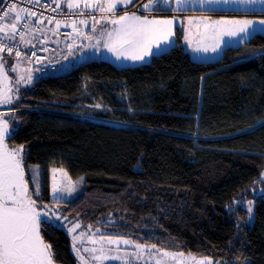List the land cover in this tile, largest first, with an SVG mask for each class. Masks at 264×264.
<instances>
[{
	"label": "trees",
	"instance_id": "16d2710c",
	"mask_svg": "<svg viewBox=\"0 0 264 264\" xmlns=\"http://www.w3.org/2000/svg\"><path fill=\"white\" fill-rule=\"evenodd\" d=\"M174 33L147 63L89 60L40 76L8 111L6 143L40 166L38 204L82 226L220 264H264V196L251 190L264 191V34L199 62ZM52 167L82 177V191L53 200ZM42 235L56 263L76 264L65 229Z\"/></svg>",
	"mask_w": 264,
	"mask_h": 264
},
{
	"label": "snow or ice",
	"instance_id": "6c2138e0",
	"mask_svg": "<svg viewBox=\"0 0 264 264\" xmlns=\"http://www.w3.org/2000/svg\"><path fill=\"white\" fill-rule=\"evenodd\" d=\"M23 2V0H21ZM56 4V8L61 7V3H66L67 8L74 14L77 9H92L101 13L100 19H96L92 12L87 15L93 20L92 29L96 31V25H102L100 37L105 38L103 47L109 52L115 54L116 59H131L133 61H143L146 57L152 56L155 52L162 51L165 45L171 44L174 37V29L179 22V16L171 18H157L155 15H142L137 11L129 12L127 8L134 6L136 0H52ZM229 2H238L241 4H262L264 0H147L146 3H141L138 11L144 13H156L167 11L169 13H183L189 9L193 3L203 5L213 4H228ZM30 3L37 6L40 5V0H30ZM174 5V6H173ZM45 7H48L45 5ZM56 8H51V11H56ZM122 11L123 14H118ZM21 13H24L22 16ZM11 15V20L7 25V30L3 24H0V34H3L8 40L16 41L19 35V42L35 47L31 44L30 39H26L28 32L36 31L43 32V13L40 17L37 12L31 11V8L20 7L17 3L8 5L7 10L0 15V22L8 20ZM33 17L36 19L33 24L23 23V30H20L21 21L29 20ZM190 25L187 33L184 35V40L189 46L193 45V35L198 36L192 50L196 52H216L220 49L225 37L239 38L237 42L247 41L253 34L264 32V19H218L213 20L210 17H201L200 23L196 24V32L193 33L191 25L194 18L188 17ZM48 23H55L56 29H59L63 21L54 18L48 19ZM77 23L86 25L87 20H72L71 27L76 36H84V33L77 27ZM112 27L109 30L107 25ZM259 25V27H257ZM65 26H68L65 24ZM53 31V29H48ZM88 39L93 37L88 36ZM211 41V43H205ZM100 46V40L94 47ZM72 45L69 44V49ZM42 51L45 49H41ZM7 51L9 56L13 53L19 60L22 56L21 52L12 46H8L0 40V54ZM31 62V57L36 56V52H31L29 56L24 54ZM67 59V57H65ZM38 63H43V60L37 57ZM6 65L3 57L0 56V105H12L16 101L13 98V88L5 84L9 80L5 70ZM13 72L17 71V67H12ZM40 71V69H37ZM34 76L31 70H28L26 75H21L15 80L17 86L24 84L32 85ZM19 91V87L15 89ZM18 99V97H17ZM99 108L101 105H95ZM264 126V122H261ZM15 132V126H9V118L0 115V264H55V254L52 245L44 239L42 231L46 232L48 227L53 229L63 228L67 217L49 213L44 209L47 207L43 204H38L43 187L42 170L39 165L25 164L24 146L9 147L6 139ZM57 174L60 180H57ZM67 172L63 167L53 169V182L51 192L53 199L59 202L63 199V193H71L75 191L74 185L71 183L64 184L63 178L67 177ZM31 185V186H30ZM247 212L249 220L252 219V201L248 202ZM42 226H44L42 228ZM79 222H74L67 228L69 233H75L76 229L80 228ZM91 228V226H89ZM99 231V230H97ZM85 233H80L79 236H73L72 248L81 264H88L83 253H89L90 257L95 262L105 260H119L121 264H136L137 261L143 258V253H155L158 257L155 264H169V261L175 262L182 260L183 253H174L161 251L155 245L146 246L135 244L134 252H125L121 255H109L104 253V246L131 245L133 241L123 239V237H109L106 241L102 240L101 247L83 248L78 246L77 241L83 243L82 237ZM96 244V241H92ZM99 254L97 255L96 253ZM194 264H220L219 261H211L209 258H203L199 261L193 258ZM145 264H151V259L146 260Z\"/></svg>",
	"mask_w": 264,
	"mask_h": 264
},
{
	"label": "rangeland",
	"instance_id": "374dc122",
	"mask_svg": "<svg viewBox=\"0 0 264 264\" xmlns=\"http://www.w3.org/2000/svg\"><path fill=\"white\" fill-rule=\"evenodd\" d=\"M240 4L241 3H238V2H235V3L229 2V5H231V6L240 5ZM213 5H227V4L221 3V4H213ZM242 5L251 6V7L252 6H254V7H264V5L259 4V3H257V4H242ZM204 6L205 5H203V7ZM189 7H202V6L200 4H198V3H193ZM168 13L169 12H167V11H161L160 13L155 14V15H157L156 16L157 18H161V19H163V18H171L172 16L178 15L179 16V22L177 23L176 27H179L180 29H182L186 33H187V31H188V29L190 27L187 18L188 17H193L194 20H193V23L191 25V30H192L193 33L196 32V24L200 23V18L201 17L190 16V14H188L187 12H183L182 14H177L175 12H172V13H169L170 15H160V14H168ZM260 15H264V13H260ZM260 19H264V17H258L255 20H260ZM111 27L112 26L110 24L107 25V28L109 30L111 29ZM257 27H259V25H257ZM100 30L101 29L98 28L94 32V34L95 35H99L97 33H100ZM174 31H175V29H174ZM259 33L264 34V32H259ZM90 40H91L90 43H87L86 45H83L82 49H81V52L83 54H85V56H86V59L84 61H89V60H108V61L114 63L117 66H128V65H138V64H141V63H147L151 59V56H149V57H146L143 61H133L131 59H120V60H117L114 53L109 52L108 50L102 51L99 47H94V45L97 44V37H93ZM192 40H193V45L191 46L190 49H192L193 46H195V43H196L197 40H199V37L193 35ZM205 43H208V41H205ZM173 44H174V37L172 39V43L171 44L165 45L164 48L162 49V51L155 52L154 55L160 54V53L170 49L173 46ZM72 47L78 48L79 47V43H76ZM221 56H222V50H220V49H218L216 52H213V51H211V49H209L208 52H196V51H194V53H193V57L195 58L194 60L195 61H199V62L213 61V60H216V59L220 58ZM13 58H15V57H13ZM13 58L4 61L5 65H6L5 70L7 72L8 77H10L9 80L5 81V84L7 86L13 88V98H14V100L16 102L14 104H12V105H0V115H4L5 117H7V113L10 110V108L13 107L17 103V100L19 99V96H20V91L24 87L31 86V85L26 86L24 84H21V85L17 86L15 84V80L18 79L21 75H26L28 69H27V67L23 66L25 63H24L23 60H21V62H20V64H22V65H20L21 67L17 66V71L13 72L11 69L14 66L10 62H12L14 60H17V59H13ZM79 59H81V54L78 55L77 60H79ZM72 64H73V59H68L66 62H63L61 64V66H60V69L58 71H55L54 73H56V74H66L67 72H69L72 69ZM15 67H16V65H15ZM33 76H34V79H35V74L34 73H33ZM35 81L33 80V83ZM17 87H19V91L18 92L15 91V89ZM17 97H18V99H17ZM6 109H8V110H6ZM108 122L109 123H114V122H111V121H108ZM9 126L11 128L10 121H9ZM28 165H37V164H28ZM262 180L264 182V171L262 172ZM69 183L70 182H64V184H69ZM72 185H74L75 191H73L71 193H68V192L63 193L62 194L63 195V199L62 200L71 199V198L75 197L78 193H80L82 191L83 178L80 177V178L76 179L75 182H72ZM251 190H252L253 194H255V195L256 194H261V195L264 196V191L262 189H260L259 187L258 188L257 187H255V188L252 187ZM249 201H252L253 212H252V219L251 220H249V214L247 215V222L251 223L253 218H254V202H253V198H248V199L244 200L243 201V205L246 208H248V202ZM44 205L47 206L44 210L49 212L50 214L51 213H55L56 215H62V216L67 217V221L64 222V227H63V229H65L66 231H67V228L69 226H71L74 222H79L80 223L81 227L76 229L75 233H69L67 231V233L69 234L70 239H71V249H72V251H73V248H72L73 236H79L80 233H82V232L85 233V235L82 237L83 243H81L79 240L77 241V244H78L79 247H81V250H83V248H92V247L100 248L101 247V243L100 242L102 240L106 241L109 237H113V238L123 237V239H129V240L134 242V244H131V245H123V244L119 245V251H117V246H115V245H112V246L105 245L104 246V253L112 255V256L121 255L123 257L125 252H134L135 251V244H142V245H146V246L155 245V244L146 242L144 240L135 239L132 236L109 235V234L105 233L107 231L105 228H100L98 226H92V225L82 226V224H81V222L79 220H76L74 218L71 219L69 216L65 215L64 212H63V209L60 206L51 205V204H44ZM89 226H91V228H89ZM97 230H99V231H97ZM92 241H96L97 243L93 244ZM155 246H156L157 249H160L161 251H168V252H174V253H183L182 260H177L175 262L169 261V264H194L193 258H195V260H197V261H199V260H201L203 258H208V257H204V256H197L194 253H190V252L189 253H185V252H181V251H177V250H172V249H168V248H164V247H159L157 245H155ZM73 253H74L75 257H76V264H81V261L78 259V257L76 256L74 251H73ZM82 254L84 255L85 259L88 260V264H93V261H92L89 253H83V251H82ZM96 254L98 255L99 252L96 253ZM142 255H143V258L140 259L139 261H137L136 264H145V261L149 260V259H151V264H155V260L158 258L155 253L149 254V253L145 252ZM55 264H58V263L55 262ZM95 264H121V261H119V260H105V261H102V262L97 261V262H95Z\"/></svg>",
	"mask_w": 264,
	"mask_h": 264
},
{
	"label": "crops",
	"instance_id": "0c3cea01",
	"mask_svg": "<svg viewBox=\"0 0 264 264\" xmlns=\"http://www.w3.org/2000/svg\"><path fill=\"white\" fill-rule=\"evenodd\" d=\"M64 5H66V3H64ZM118 12H119L118 14H121V15L123 14L122 11H118ZM186 12L188 14H190V16H195V17L207 16L213 20H218V19H245V18L255 20L258 17H264V15H260V13H264V7H254V6L251 7V6H246V5H242V4L231 6V5H229V3L227 5H205L204 7L203 6L202 7H189V9ZM179 14H182V13H179ZM11 15L12 14H10L8 20H5L4 26H5L6 30H7V25L11 20ZM142 15H144V14H142ZM160 15H170V14L168 13V14H160ZM155 16H157V15H155ZM35 19H36V17H33L28 24H33V21ZM91 25H92V23L87 22L86 25L77 24V27L80 29V31H83L86 27H89ZM42 27L44 28L43 32L36 31L34 29L33 31L28 32L26 34V39H30L31 44L34 45L35 47L40 45V43L42 42V39L48 35L49 30H48V27L46 26L44 21H43ZM98 28L101 29L102 25H96V29H98ZM94 32L95 31H93V29L91 27L84 34V36H81L78 39L79 47L78 48L72 47L71 49H69V47L65 44L63 38L56 36V35L52 36L53 42L56 45V50L52 54V57L54 59H57L59 62V66H58L57 71L60 69L61 64L63 62H66L68 59H73L72 67L76 66L77 64H79L80 62H82L86 59V56H85V54H83L81 52V49H82L83 45L90 43L91 40L87 38L88 36L97 37V40H100L99 48L102 51L107 50L106 48L103 47V41L105 38L100 37V33H97L99 35H95ZM183 32L185 35L186 32L185 31H183ZM183 38H184V36H183ZM16 39H19V35H17ZM238 39L239 38H235V37L234 38L225 37L224 42L221 44L220 50H222V52H223L224 48H226L228 46H237V45L242 44L243 41L237 42ZM208 43H211V41H208ZM184 47L188 51V53L190 54L191 58L195 59L193 57L194 51L192 49H190L191 46H189L188 42L185 40H184ZM29 48H33V47L24 44V51H23L22 56L19 60L16 57L13 58V57L7 56L4 53L0 54V56L3 57L4 61L11 59V58L17 59V60L10 62L13 66L16 65V67L22 65V64H20V62H21V60H23L25 63L23 66L27 67L28 70H31L32 73L35 74V79H34V81H35L41 75L37 71V62L35 63L33 60H31V62H29L28 58L24 56V54L26 53V50ZM79 54H81V59L77 60ZM65 57H67V59H65ZM8 109H6V110H8ZM54 168H60V167H52L50 169V171H51V187H52V182H53V169ZM57 180H60L59 174H57ZM64 182H70L72 184V182H75V180L72 179L69 175H67V177L63 178V183ZM51 197L53 198L52 192H51ZM60 200H62V199H60Z\"/></svg>",
	"mask_w": 264,
	"mask_h": 264
},
{
	"label": "built area",
	"instance_id": "2783aa9c",
	"mask_svg": "<svg viewBox=\"0 0 264 264\" xmlns=\"http://www.w3.org/2000/svg\"><path fill=\"white\" fill-rule=\"evenodd\" d=\"M147 0H139L137 3H135L134 6H130L127 8L129 12L137 11L139 14H144V15H155L160 12L156 13H144L142 10L138 11L140 8L141 3H146ZM11 3H17L18 9L20 7H28L31 8V11L37 12V16L40 17V14L43 13V21L45 22L46 26L48 29H53V31H49L48 35L42 39V42L40 45H38L35 48H29L26 50V53L30 56L31 52L35 51L36 56L31 57L32 60L37 62V57L41 58L43 60V63H38L37 62V69H40L39 74L42 75H47V74H52L55 71H57L59 62L57 59H54L52 57V54L56 50V45L53 42L52 36L56 35L64 39V42L66 45L69 47V44L72 46L78 43V39L81 36H76V34L73 32L72 27H71V21L76 20L77 22L80 20H87L88 23H92L93 25V20L87 15L88 12H92V15L96 17V19H100L101 13L99 11H94L92 9H77L75 10V13H81L82 14H74L73 12H70L69 9L67 8L64 3H61L60 8H56V4L52 2V0H40V5L37 6L35 4L30 3V0H0V15L3 14V11L7 10V7ZM47 5L48 7H45ZM51 8H56V11H51ZM119 13V12H118ZM22 16L24 13H21ZM54 18L56 20H61L63 23H61L59 29H56L55 23L49 24L48 19ZM32 19V18H31ZM31 19L26 20V21H21L20 23V30L23 29L22 25L23 23H29ZM0 24H5V21L0 22ZM67 24L68 26H65ZM79 24V23H77ZM83 25V24H82ZM86 27L82 33H86L91 27ZM0 40L3 41L4 44L8 46H12L14 48V51L18 49L21 54L24 51V44L19 42V39H16V41L8 40L3 34H0ZM45 49V50H41ZM5 55L9 56L7 51L4 52ZM10 57H15L14 53Z\"/></svg>",
	"mask_w": 264,
	"mask_h": 264
}]
</instances>
